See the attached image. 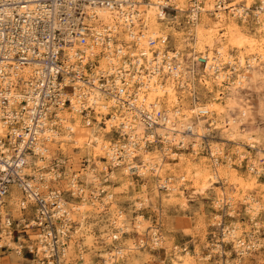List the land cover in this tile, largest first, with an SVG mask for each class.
Instances as JSON below:
<instances>
[{
    "label": "built area",
    "instance_id": "2783aa9c",
    "mask_svg": "<svg viewBox=\"0 0 264 264\" xmlns=\"http://www.w3.org/2000/svg\"><path fill=\"white\" fill-rule=\"evenodd\" d=\"M146 1L0 0V258L11 252L33 264H77L82 257L74 262L68 260L74 234L80 229L72 215L83 204L106 210L113 200L108 171L111 166L117 167L113 159L103 158L108 162L104 167L107 172L101 180L95 177L96 184L86 180V170L90 169L86 158L74 168L69 157L52 156L51 144L55 134L60 133L64 113L75 114L83 124L97 123L105 128L110 115L97 110L99 103L105 102L111 113L125 121L143 122L147 130L144 137L141 133L132 139L123 123L110 128L114 133L111 146L115 145L117 160L122 162L129 157L142 164V148L155 144L161 153L186 148L178 140L166 142L155 131L157 121L164 122L165 110L162 106L145 107L139 92L145 95L153 76L177 90L189 80L203 82L208 58L193 52L184 57L180 50L170 48V35L163 30L145 37L140 7ZM165 4H160L164 12L160 22H173L178 12L176 5L168 1ZM202 5V0H190L183 21L189 34ZM225 6L241 21L258 22L264 16L260 1L250 9L214 0L213 10ZM103 8L110 12L111 22L99 19L97 11ZM143 41L150 48L149 55ZM244 65L248 67V60ZM234 67L235 62L223 63L217 56L207 68L214 79L220 80V86L228 87L229 80L240 70ZM196 100L194 97L193 104ZM202 107L193 105V118L210 114ZM173 110L182 111L180 106ZM190 128L191 124L186 130ZM63 131L65 134L71 129L65 127ZM128 151H132L129 156ZM209 155L212 162L219 159L210 152ZM249 167L256 172L254 166ZM147 171L155 172V168L148 166ZM128 174L142 177L139 168ZM156 183L168 190L167 182H161L158 175ZM215 205L219 213L212 217L214 229L201 258L206 264H247L245 257L249 256L248 260L256 264L255 254L264 250V242L255 232H239V226L229 219L234 216L225 211L228 206L223 199L215 200ZM113 219L109 223L106 257L100 256L103 264L117 263L130 250L121 240L130 230L125 223L117 225ZM133 225L131 245L135 249L163 247L159 226H149L142 233Z\"/></svg>",
    "mask_w": 264,
    "mask_h": 264
},
{
    "label": "rangeland",
    "instance_id": "374dc122",
    "mask_svg": "<svg viewBox=\"0 0 264 264\" xmlns=\"http://www.w3.org/2000/svg\"><path fill=\"white\" fill-rule=\"evenodd\" d=\"M165 1H168L169 4H183L186 7V10L190 5V0H175V3L173 0ZM227 2L230 4H243L251 9L259 3V0H227ZM203 4V7L206 10L199 13L197 18L198 24L196 25L205 30L207 24L215 20L214 13L218 11L213 10L214 0H203ZM170 11L175 13L174 10ZM185 13V11L181 13L178 11L176 12V18L173 22L168 20L160 22L159 24V28L170 35V48L180 50L186 58H188L192 52L196 55L210 51L209 47H207V50L206 48L202 49L199 47L194 36L196 30L191 29L192 34L188 33V28L183 22L185 19ZM227 17L232 18L240 28H244L250 33L253 31V27L257 25V22L253 20L242 22L235 16H232L229 12H227ZM224 30V28L219 30V33L222 34ZM227 50V52L232 54V61L229 62L228 59H225V56H220L222 62H227L228 64L237 62L239 50L232 47V45H229ZM214 51L215 49L212 50L213 54H215ZM246 60V57H244L243 65L238 73L244 72V68H246L244 65ZM258 61L259 60L257 59L256 64L258 65V69H256L258 77L264 78V61ZM236 73L237 72H235V74ZM211 75L205 73L202 77L203 81L207 79L214 82L215 79ZM192 82L193 84L192 87H189L190 92H187V97L178 99L174 105L180 106L182 111L188 115L190 114L189 108L193 107V105H202L208 101L209 97L208 94L205 93L206 89L203 88L198 81L194 80ZM262 84L264 86V81ZM215 89L217 95H219V92L223 93L220 95L221 99L219 101L224 104L229 96V85L228 87L217 85ZM191 93L193 94L191 95ZM194 97L197 99L196 104H193ZM161 106L164 108L165 104L163 103ZM205 118V126H207L206 134H208L212 143H215L222 148V152L216 154V156L219 157L218 165L214 167L209 155L211 145L205 143L204 139L199 140L200 145L195 146L196 150L192 149V143L194 142L192 139L189 140L185 149H173L174 151H177L178 156H176L175 159H169L166 155V158L164 159L168 165H163V172H161L168 176H173L174 178L173 183L177 185V189L171 195L168 194V190L158 187L156 183L157 174L153 171H147L142 177L129 174L127 177H124L119 173L121 171L117 170L118 166H111L108 171L112 172L110 177V189L113 192V200L106 210L104 209L103 211H100L95 206L85 205L80 206L78 211L74 213L75 216H73V218L79 222L80 229L74 234V240L71 242L70 251L68 250V260L74 262L77 258L82 256V261H78L77 264H84L85 259L90 260V264H103L100 256H105L104 254L107 252L110 243V240L107 238V234L111 230L109 223L115 218L120 210L122 214L121 220L125 222V225H127L130 230L129 235H125L121 238L125 245L132 242L134 237L133 224H136L139 219L141 221V227L140 230H138L139 232L142 231L143 233V231L149 226H159L163 247L159 250H148L146 248L129 250L123 258L118 259L115 264H173L172 261L175 260L173 256L176 253L184 254L186 252L191 256L189 264H206V261L201 257L203 256V252L207 249L211 231L214 229L212 227V217L219 213L217 210L220 208L215 205V200L219 199L217 193L220 191V193L224 192L220 197L228 206L225 211L234 216L229 219L239 226V232H255L260 241L264 242V170L262 169L264 161L259 160L257 162L258 165L252 164L250 161L251 158L261 156H257V149H261L262 152H264V117L259 119L251 127L252 134L259 136L260 139L258 143H255L257 148H252L246 141L240 139L234 141L226 140V127L229 125L226 124V121L224 120L225 118L216 111ZM211 121L212 124L209 126ZM238 124L244 127L245 131L248 130L246 124L242 122H239ZM97 129L103 130L104 128L97 125ZM113 135L114 133L111 130L105 135V137L106 139L109 138L111 141ZM238 145L241 147L242 151H246V155L243 157L244 159H238L237 152L235 151L236 147H239ZM71 146L72 144L69 143L64 149H59L57 151L53 150L51 154L52 156H60L63 154L64 156L69 157L74 168H78L86 156L83 153H74L76 150L71 148ZM143 150L151 151V154L155 153L156 155H160L159 146H157V144ZM141 152L140 157H142ZM225 156L229 157L225 158ZM179 157L188 159L191 164L203 161L210 170L213 169L214 171V169H217L218 177L215 179L217 182H213L214 180H212L210 181L211 184H209V187L205 191L196 192L188 196L184 193V190L193 186V180L191 177L186 176V173L183 170L185 169V164L181 166V162L179 159L177 160ZM96 158L104 162L103 157L101 158L98 156ZM227 160H230L229 164L231 167L229 168L226 166ZM103 164L107 165L108 162L106 161ZM252 165L258 169H262L259 174L253 175L251 173L249 166ZM87 167L94 168L95 177L98 179L100 178V180L103 177V173L107 172L103 167L100 168L99 165L95 166L94 162L88 164ZM226 169L234 171V173L240 176L244 182H247L252 176L256 177V182L250 188L246 189V192L250 193L248 199H243L241 197V192L240 194H238V192L233 193L231 194L233 197L229 198L227 191L228 183L224 178V170ZM86 171H88V169ZM183 174L185 175V178L183 181H180V176ZM161 195L168 196L163 198ZM251 202H258L261 205L253 216L251 215L253 212H249L245 209ZM10 204L13 205L14 203ZM12 211L13 215H16L13 208ZM77 243L81 246H79L78 249ZM184 248L186 249L183 250ZM5 253L7 256L2 264H33L31 261L23 259V257L17 256L14 253ZM255 255H257L258 259L256 264H261V262L264 261V250ZM17 257L21 258L23 261L16 260ZM248 259L249 256H246L245 262H247V264H253Z\"/></svg>",
    "mask_w": 264,
    "mask_h": 264
},
{
    "label": "bare ground",
    "instance_id": "6f19581e",
    "mask_svg": "<svg viewBox=\"0 0 264 264\" xmlns=\"http://www.w3.org/2000/svg\"><path fill=\"white\" fill-rule=\"evenodd\" d=\"M173 1L175 3V0ZM259 1L264 6V0ZM165 2V0H148L144 2V4H142V6L140 7L143 10V35L145 37L149 34L156 35L158 31L161 30L159 28V18L164 16V12L160 9V4L166 5ZM175 4L177 10L180 13L183 11L186 12V7L183 4ZM224 8H226V6L218 8L219 11L214 13L215 20L211 23H208L207 28L205 30H203V28L198 27V25H196L198 23H196L194 20L193 26L196 27H193V30H196V34L194 32L195 40H197L196 42L198 43L200 48H206L207 50V47H209L210 49V51L203 54L208 58V62L204 69V72H206L208 75H211V70H209L207 67L208 64L212 62V60H216L217 56H225V59H228L229 62L232 61V54L227 52V48L229 47V45H232V47H235L239 50V53L237 55V63L235 62L234 67L235 71L242 67L244 57H246V59L248 60L249 65L248 67L244 68V72H237L235 78L229 80V96L227 97L224 104L219 101L221 99V96L215 93L216 86L220 85L221 83L220 80L218 81V79L215 78L214 82L207 79L205 80V82H198L200 83V85L203 86V88L206 89L205 93H207L209 96L208 101L202 104V106H204L202 108H206L210 112V114L216 111L218 114H221L225 118L224 120L226 121V124L229 125L228 127H226V140L234 141L240 139L246 141L252 148H257L255 143H258L260 139L259 136L252 134L251 127L259 119L264 117V86L262 84L264 78L258 77V65L256 64L257 59L259 61L261 60V62L264 61V16L259 18L257 25L253 27V31L252 33H250L246 29L240 28L237 25L236 21H234L232 18H228V10ZM205 10L206 9L202 7L201 12ZM97 14L99 19L101 20L108 22L112 21V16L107 9H99L97 11ZM220 27H223L225 29L222 34L219 33V30L223 29ZM142 44L145 53L149 55L150 48L147 46V43L143 41ZM213 49H215V54L212 53ZM101 67H103L102 64ZM149 83L150 84L147 86L145 95L139 92V100H142V104H144L145 107H148V109L152 108V106L158 109L161 107V105H163V103L165 104V111L163 112L164 122L163 119L158 120V126H156L154 129L157 133L162 135L163 138H165L166 142L178 140L182 142V147H185L188 145L189 140L192 139V141L194 140V142L192 143V149L196 150L195 146L200 145L199 140L204 139L205 143L211 145V155L216 156L217 153L222 152V148H220V146H218L217 144L212 143V140L208 137V134H206L207 126H205V118H192V112L194 111L192 107L189 108V115L182 113L181 110L180 112L173 110V108L175 107V102H177L178 99H183L187 97L188 93L190 92L189 87H192L193 84L191 80L187 81L184 87L178 91L174 88L171 83L166 82L165 84H163L162 82H160L156 76H153ZM192 94L193 93H191V95ZM109 103L112 104L111 102ZM105 104L109 105L108 103L100 102L97 106V110H99L98 108H100V111L103 114L110 115V118H108V120L106 119L105 121L106 126L103 130L97 129V123L86 125L81 123L79 117L75 114L64 113L61 121V127L59 128L60 133L57 132L55 134L56 139L52 141L53 143L51 144V150L57 151L59 149H64L68 146L69 143H71V148L76 150H73L74 153H83L86 156V159L88 160V164L94 162L95 166L99 165L100 168H104L106 167V165L103 164L105 162H103L102 160H98L96 157L100 156L101 158L103 157L113 159L114 166H118L117 170H120L121 172L119 173H121V175H123L124 177L128 176V172L133 173L134 168H139L140 173H142V175H145L148 166H153L155 168V173L160 178V181L164 183L167 182V184L165 183V186H167L168 188V194L171 195L177 189V185L173 183L174 178L173 176H168L167 174L161 172H163L162 166L168 165V163H166L164 159L166 158V155L167 157H169V159H175V157L178 156L177 151H174L173 149L164 150L162 153L160 151V155H156L155 153L151 154V151L143 150L144 148H142V164L140 165L135 163L129 157H127L125 162L117 160V152L115 149V145L111 146L112 142L109 140V138L106 139L105 137V135L109 133L110 128L113 125L123 123L125 124L124 130L126 132L129 131V133L131 134L129 136H132V139L140 137L141 133L142 137H144L147 130L143 122L136 120L135 122L130 123V121H125L124 118H121L116 113H111L110 110L107 109ZM239 122L246 124L248 126V130L245 131V128L238 124ZM190 124L191 130L188 132L186 129L190 126ZM65 127L70 128L71 132L66 131L65 134H62L64 132L63 130L65 129ZM123 147L127 148V145L123 144ZM163 147L164 149H169L167 145H164ZM235 151L237 152L238 159H244L243 157L244 155H246V151H242L240 146L236 147ZM131 152L132 151H128L127 155L129 156ZM259 155L261 156L257 158H251L249 156L251 158L250 161L252 164L258 165L257 162L259 160L264 161V152H262L261 149H257V156ZM228 157L229 156H225V158ZM178 159L181 162V166L185 164V169L183 170L186 173V176L191 177V179L193 180V186L184 190V193H186L188 196L196 192L205 191L209 187V184H211L210 181L212 180H214L213 182H217L215 181V179L218 177L217 169H214V171L213 169L210 170L209 167L206 166L203 161L191 164L188 159H184L183 157H179L177 158V160ZM229 161L230 160H227L226 162V166H228V168L231 167ZM218 163L219 159H213L214 167H216ZM145 166H147V168ZM255 168L256 172L251 171L253 175L259 174L260 170L262 169L264 170V166L262 167V169H258L257 167ZM93 170L90 168L88 171H86V180H94L97 184V180H95L94 175L95 172ZM111 173L112 172H109L110 176ZM224 174V178L228 183L227 191L229 194V198H232L233 195L231 194L236 192H238V194H240L241 192V197L243 199H248L250 197V193L246 192V189L250 188L256 182V177L252 176L248 179L247 182H244L242 181L240 176H238L236 173H234V171L230 169L224 170ZM180 177V181H183L185 175L183 174ZM220 192L217 193L219 199H221L220 196L222 195V193H224ZM165 196L162 197L165 198ZM85 205L89 204H83L81 206ZM260 207L261 205L258 202H251L245 209L249 212H253L251 214L253 216ZM117 214L119 215L115 217V219H113L115 223L117 225L125 223L123 220H121V212ZM73 216H75V214H73L72 217ZM138 221L136 223V226L138 230H140L141 221L139 219ZM126 229H128L127 225ZM78 247L79 243H77V249ZM126 247L130 250L135 249V247L131 245V242H129ZM127 251L129 250H126V252ZM107 254L109 256V253ZM104 255L106 257V252ZM190 257L191 256L188 252L184 254L176 253L173 256L175 260H173L172 262L173 264H189L191 261ZM16 260L23 261L21 258L18 257ZM90 263V260L85 259L84 264Z\"/></svg>",
    "mask_w": 264,
    "mask_h": 264
},
{
    "label": "crops",
    "instance_id": "0c3cea01",
    "mask_svg": "<svg viewBox=\"0 0 264 264\" xmlns=\"http://www.w3.org/2000/svg\"><path fill=\"white\" fill-rule=\"evenodd\" d=\"M6 256H7V255H4V256L1 257V259H0L1 264H2V262L4 263V259H5ZM23 259H24V258H23Z\"/></svg>",
    "mask_w": 264,
    "mask_h": 264
}]
</instances>
